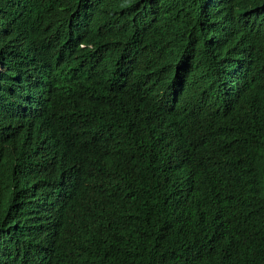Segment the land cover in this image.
Masks as SVG:
<instances>
[{
  "label": "clouds",
  "instance_id": "1",
  "mask_svg": "<svg viewBox=\"0 0 264 264\" xmlns=\"http://www.w3.org/2000/svg\"><path fill=\"white\" fill-rule=\"evenodd\" d=\"M22 4L39 27L27 46L31 58L23 42L10 41L14 7ZM193 4L244 27L264 19V0ZM148 5L0 0V264H88L85 220L98 218L111 238L123 207L156 219L165 237L186 227L207 237L236 233L256 221L247 183L223 185V166L231 168L235 155L227 133L195 101L200 82L219 70L217 43L200 26L146 23ZM130 7L132 27L122 42L120 22ZM115 61L124 67L117 92L99 98ZM123 109L138 134L114 115ZM94 123L114 139L96 176Z\"/></svg>",
  "mask_w": 264,
  "mask_h": 264
},
{
  "label": "trees",
  "instance_id": "2",
  "mask_svg": "<svg viewBox=\"0 0 264 264\" xmlns=\"http://www.w3.org/2000/svg\"><path fill=\"white\" fill-rule=\"evenodd\" d=\"M193 1L150 0L145 22L177 28L200 26L216 41L219 70L200 82L195 101L207 108L227 133L235 155L231 168L223 166V185L235 190L243 181L247 183L257 208L256 221L236 233L207 237L195 227H186L165 237L158 234L156 219L123 207L112 224L111 238L98 218L85 220L80 238L88 264H264V19L244 27L226 15L201 14ZM129 10V15L120 22L122 42L128 41L132 27L135 9ZM13 14L16 30L10 41L23 42L25 53L31 58L27 46L33 43L30 37L39 27L30 5L14 7ZM172 47L167 44L161 49L164 64ZM118 53L122 55L121 51ZM121 71H124L121 62L109 65L96 96L115 95ZM114 115L128 130L139 133L131 111L123 109ZM137 124L143 128L141 121ZM90 128L95 134L91 173L96 176L104 171V160L114 139L95 123Z\"/></svg>",
  "mask_w": 264,
  "mask_h": 264
},
{
  "label": "bare ground",
  "instance_id": "3",
  "mask_svg": "<svg viewBox=\"0 0 264 264\" xmlns=\"http://www.w3.org/2000/svg\"><path fill=\"white\" fill-rule=\"evenodd\" d=\"M230 20V19H229Z\"/></svg>",
  "mask_w": 264,
  "mask_h": 264
}]
</instances>
